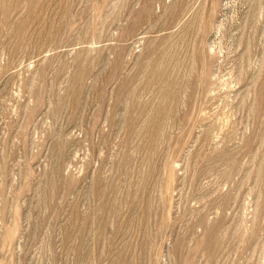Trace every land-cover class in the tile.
<instances>
[{
    "label": "rangeland",
    "instance_id": "obj_1",
    "mask_svg": "<svg viewBox=\"0 0 264 264\" xmlns=\"http://www.w3.org/2000/svg\"><path fill=\"white\" fill-rule=\"evenodd\" d=\"M0 264H264V0H0Z\"/></svg>",
    "mask_w": 264,
    "mask_h": 264
}]
</instances>
